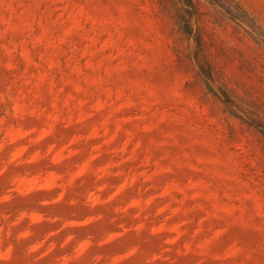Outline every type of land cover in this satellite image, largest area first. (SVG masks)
I'll list each match as a JSON object with an SVG mask.
<instances>
[{"label": "clouds", "instance_id": "9594fccd", "mask_svg": "<svg viewBox=\"0 0 264 264\" xmlns=\"http://www.w3.org/2000/svg\"><path fill=\"white\" fill-rule=\"evenodd\" d=\"M165 3L0 0V264H264V0Z\"/></svg>", "mask_w": 264, "mask_h": 264}, {"label": "rangeland", "instance_id": "374dc122", "mask_svg": "<svg viewBox=\"0 0 264 264\" xmlns=\"http://www.w3.org/2000/svg\"><path fill=\"white\" fill-rule=\"evenodd\" d=\"M161 6L162 7L166 6L165 0H161ZM186 32L189 33V34H192V30H191V32H189V31H186ZM195 39L197 41V50L193 51L192 58L194 60L198 61V59L200 57V54H201V50H202V49H200V46H201L202 40H203V37H202V35H201V33L199 31H197V33L195 34ZM202 71H203L204 76L206 77V86H207L208 90L211 92V91H213V88H214V83H213V80H212V76L207 71H204L203 69H202Z\"/></svg>", "mask_w": 264, "mask_h": 264}, {"label": "trees", "instance_id": "16d2710c", "mask_svg": "<svg viewBox=\"0 0 264 264\" xmlns=\"http://www.w3.org/2000/svg\"><path fill=\"white\" fill-rule=\"evenodd\" d=\"M185 3L187 4L188 7H192L191 0H185ZM185 11H187V9H185ZM192 14H193L192 12H188L189 16ZM183 27H184V30L186 31L191 32L192 30L190 24L186 20L184 21Z\"/></svg>", "mask_w": 264, "mask_h": 264}]
</instances>
